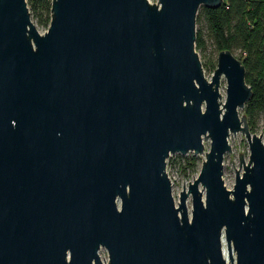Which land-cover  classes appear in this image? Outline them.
<instances>
[{
    "label": "water",
    "instance_id": "obj_1",
    "mask_svg": "<svg viewBox=\"0 0 264 264\" xmlns=\"http://www.w3.org/2000/svg\"><path fill=\"white\" fill-rule=\"evenodd\" d=\"M222 1L52 0L40 33L26 0H0V264H264L252 88L231 51L208 80L195 49L199 8ZM237 132L249 163L227 189ZM190 152L176 205L166 160Z\"/></svg>",
    "mask_w": 264,
    "mask_h": 264
},
{
    "label": "trees",
    "instance_id": "obj_2",
    "mask_svg": "<svg viewBox=\"0 0 264 264\" xmlns=\"http://www.w3.org/2000/svg\"><path fill=\"white\" fill-rule=\"evenodd\" d=\"M28 5L37 23L47 27L51 16L49 0H28ZM196 24L198 52L205 53L210 48L216 58L221 50L233 54L238 51L236 57L245 67V81L252 88L244 113L253 132L256 117L264 113V0H223L216 8L201 6ZM211 67L215 69V59ZM195 160L194 156L187 158L184 166H194Z\"/></svg>",
    "mask_w": 264,
    "mask_h": 264
},
{
    "label": "rangeland",
    "instance_id": "obj_3",
    "mask_svg": "<svg viewBox=\"0 0 264 264\" xmlns=\"http://www.w3.org/2000/svg\"><path fill=\"white\" fill-rule=\"evenodd\" d=\"M148 1L150 3H157V0H148ZM32 20H36V19L32 16ZM34 25L40 33L45 32L47 29V27L39 25L37 21L35 22ZM196 30H197V24H196ZM197 53L199 55L202 65L203 66L205 65V67H203L204 74H205V77L209 80L213 73V70L211 67V61H213L214 59L216 60V58L215 56H213V52H211L210 48L205 53L198 52V51ZM238 54H239L238 51L234 53L235 56ZM219 92L221 95L220 100L224 102L226 98V80L224 77L220 78ZM243 114L246 117L247 124H248V118L246 114L244 113V109H239V115L242 116ZM248 127H249V124H248ZM251 133H255L256 135L260 136L263 142V145H264V113L263 112H260L258 116L256 117L255 122L253 124V132ZM228 142H230L229 144L231 147V151L224 155V159H223L224 168H223L222 178H223L225 187L227 189H232L234 182H235V174H236L234 168L236 169V171L239 169L238 172L240 174L244 172L243 163H241V166L239 168V154H242L243 162H244V165L246 166L249 163L250 151H249V145H248L247 139L242 132L230 134V140ZM208 148H209V140H205L204 150L206 151L208 150ZM191 156H194L196 158L195 165L192 167L190 166L185 167L184 166L185 160L187 158H190ZM203 160H204V154L195 156L191 152L186 155L175 153V154H171L167 158L166 171L172 183V195L174 197L176 205L178 204V194L182 190L183 184H184V187L187 188L188 183L193 181L197 177ZM199 188L202 189L201 185L199 186ZM202 193L204 196L203 189H202ZM186 208H187L188 215L190 216L191 215V197L190 196L187 198ZM224 253L226 254V257L228 260V255H227L228 253L225 248V244H224ZM99 255L103 262L105 263L108 262L107 252L105 249L103 248L100 249ZM232 256L235 261L234 251H232Z\"/></svg>",
    "mask_w": 264,
    "mask_h": 264
},
{
    "label": "built area",
    "instance_id": "obj_4",
    "mask_svg": "<svg viewBox=\"0 0 264 264\" xmlns=\"http://www.w3.org/2000/svg\"><path fill=\"white\" fill-rule=\"evenodd\" d=\"M51 1L52 0H49L50 4H51ZM26 4H27V8H28V11H29V14H30V20L32 21L33 24H35L36 20H32V15L30 13V8H29V5H28V0H26Z\"/></svg>",
    "mask_w": 264,
    "mask_h": 264
},
{
    "label": "bare ground",
    "instance_id": "obj_5",
    "mask_svg": "<svg viewBox=\"0 0 264 264\" xmlns=\"http://www.w3.org/2000/svg\"><path fill=\"white\" fill-rule=\"evenodd\" d=\"M230 140V136H229V138H228V141ZM230 143V142H229ZM224 256L226 257V254L224 253ZM226 259H227V257H226Z\"/></svg>",
    "mask_w": 264,
    "mask_h": 264
}]
</instances>
